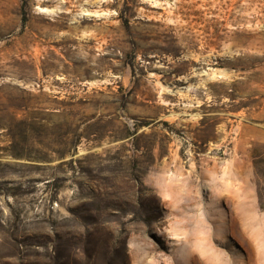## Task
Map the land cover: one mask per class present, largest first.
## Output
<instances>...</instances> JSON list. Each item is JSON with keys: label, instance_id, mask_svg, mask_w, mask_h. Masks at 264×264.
<instances>
[{"label": "rangeland", "instance_id": "obj_1", "mask_svg": "<svg viewBox=\"0 0 264 264\" xmlns=\"http://www.w3.org/2000/svg\"><path fill=\"white\" fill-rule=\"evenodd\" d=\"M0 264H264V0H0Z\"/></svg>", "mask_w": 264, "mask_h": 264}, {"label": "bare ground", "instance_id": "obj_2", "mask_svg": "<svg viewBox=\"0 0 264 264\" xmlns=\"http://www.w3.org/2000/svg\"><path fill=\"white\" fill-rule=\"evenodd\" d=\"M47 12H51V11L50 10L49 11L47 10Z\"/></svg>", "mask_w": 264, "mask_h": 264}]
</instances>
